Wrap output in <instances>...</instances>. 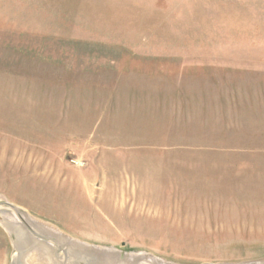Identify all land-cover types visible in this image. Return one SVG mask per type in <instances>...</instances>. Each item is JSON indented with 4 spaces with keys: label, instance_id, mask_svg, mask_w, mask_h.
<instances>
[{
    "label": "rangeland",
    "instance_id": "obj_1",
    "mask_svg": "<svg viewBox=\"0 0 264 264\" xmlns=\"http://www.w3.org/2000/svg\"><path fill=\"white\" fill-rule=\"evenodd\" d=\"M0 200L122 260L264 264V0H0Z\"/></svg>",
    "mask_w": 264,
    "mask_h": 264
},
{
    "label": "bare ground",
    "instance_id": "obj_2",
    "mask_svg": "<svg viewBox=\"0 0 264 264\" xmlns=\"http://www.w3.org/2000/svg\"><path fill=\"white\" fill-rule=\"evenodd\" d=\"M2 198V197H1ZM0 224L14 238L12 261L22 264H159L146 254L126 253L117 258L114 249H103L69 238L0 200ZM162 263V262H161ZM165 264V263H164Z\"/></svg>",
    "mask_w": 264,
    "mask_h": 264
},
{
    "label": "water",
    "instance_id": "obj_3",
    "mask_svg": "<svg viewBox=\"0 0 264 264\" xmlns=\"http://www.w3.org/2000/svg\"><path fill=\"white\" fill-rule=\"evenodd\" d=\"M10 264H22V261L21 260H18V261H12L11 260V263Z\"/></svg>",
    "mask_w": 264,
    "mask_h": 264
}]
</instances>
